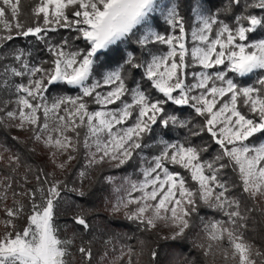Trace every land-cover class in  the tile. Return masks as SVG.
<instances>
[{
	"label": "snow or ice",
	"instance_id": "1",
	"mask_svg": "<svg viewBox=\"0 0 264 264\" xmlns=\"http://www.w3.org/2000/svg\"><path fill=\"white\" fill-rule=\"evenodd\" d=\"M256 213L264 0H0V264H264Z\"/></svg>",
	"mask_w": 264,
	"mask_h": 264
},
{
	"label": "trees",
	"instance_id": "2",
	"mask_svg": "<svg viewBox=\"0 0 264 264\" xmlns=\"http://www.w3.org/2000/svg\"><path fill=\"white\" fill-rule=\"evenodd\" d=\"M27 3H28V0H22V6L26 7ZM8 142L10 144L12 143L11 140H9ZM21 147H23V146H21ZM32 160H35L36 164H40L43 160V157L40 155H37V156H34L32 158ZM32 160H29L28 163H32ZM23 171H24V169L22 168L21 172H23ZM95 207H96V211L99 212L101 215L105 214L102 206L100 205V203L98 201L95 203ZM254 227H255V233L254 234L257 236V239L264 238V217H261L259 215V213H256V215H255ZM129 236H133V239L125 240V242L127 244L135 247L137 253H139L138 240L143 239V240H146V242H147L148 238L139 232H135V233L129 232ZM149 246H151L150 243H149ZM93 247H94V251H96V252L101 251V245L99 243L94 244ZM186 254L187 253H185V255ZM98 258L99 257L97 256V259ZM132 259H133V264H148V256H147L146 252L143 255H133ZM201 259H203V258H201ZM126 261H127V258H125V264H126ZM205 264H211V258L210 257L206 260Z\"/></svg>",
	"mask_w": 264,
	"mask_h": 264
}]
</instances>
